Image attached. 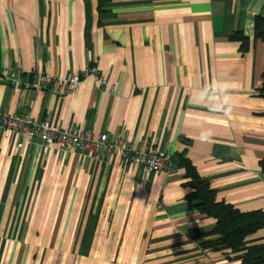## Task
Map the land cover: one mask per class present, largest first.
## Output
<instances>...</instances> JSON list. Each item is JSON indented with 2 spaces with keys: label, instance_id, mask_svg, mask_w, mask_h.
Here are the masks:
<instances>
[{
  "label": "crops",
  "instance_id": "0c3cea01",
  "mask_svg": "<svg viewBox=\"0 0 264 264\" xmlns=\"http://www.w3.org/2000/svg\"><path fill=\"white\" fill-rule=\"evenodd\" d=\"M256 17L264 0H0V74H24L0 81V111L165 152L173 166L41 150L0 129V264H240L198 246L214 220L185 199L180 162L215 201L264 212ZM89 64L97 75L72 93L24 86L31 72L65 79ZM245 242H264V229Z\"/></svg>",
  "mask_w": 264,
  "mask_h": 264
},
{
  "label": "built area",
  "instance_id": "2783aa9c",
  "mask_svg": "<svg viewBox=\"0 0 264 264\" xmlns=\"http://www.w3.org/2000/svg\"><path fill=\"white\" fill-rule=\"evenodd\" d=\"M24 74L19 69L6 68L0 74V81L8 85H19ZM94 65H87L81 72L69 78H53L42 72H31L30 80L24 84L33 90L48 91L59 95L74 92L77 84L84 76H96ZM99 85L103 82L99 81ZM0 129L11 131L31 140L39 141L41 150L54 148L63 152L76 151L82 156H90L99 149H104L107 155H117L124 162L133 166H140L148 172L164 170L172 172L173 166L170 157L165 152L149 149L146 152L137 151L127 142L118 138H108L106 134L94 137L90 132L81 128L55 129L48 120L36 121L27 115H14L0 111Z\"/></svg>",
  "mask_w": 264,
  "mask_h": 264
},
{
  "label": "trees",
  "instance_id": "16d2710c",
  "mask_svg": "<svg viewBox=\"0 0 264 264\" xmlns=\"http://www.w3.org/2000/svg\"><path fill=\"white\" fill-rule=\"evenodd\" d=\"M253 37L264 44V19L261 17L254 19ZM231 38L240 42V49H246V39L243 36L234 34ZM260 78L258 95L264 97V60ZM180 164L185 170L184 185L189 189L185 199L199 213L214 220V227L207 235L195 236L199 239L198 246L202 250L221 252L226 257L232 255L240 264H264V242H245L248 236L264 229V212H239L230 204L215 201V191L208 181L201 179L186 160L182 159ZM259 168L264 172V161L259 162Z\"/></svg>",
  "mask_w": 264,
  "mask_h": 264
}]
</instances>
